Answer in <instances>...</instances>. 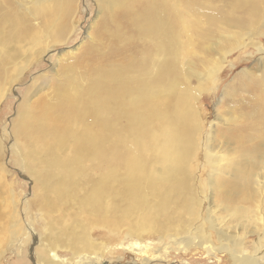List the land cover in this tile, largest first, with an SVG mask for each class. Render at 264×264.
<instances>
[{"label": "bare ground", "instance_id": "obj_1", "mask_svg": "<svg viewBox=\"0 0 264 264\" xmlns=\"http://www.w3.org/2000/svg\"><path fill=\"white\" fill-rule=\"evenodd\" d=\"M123 1L125 28L135 31L136 38L123 47L120 28L108 38L109 32L102 25L99 41L100 44L109 43L111 55L102 58L94 51L87 62L78 59L71 67L72 74H67L63 82L72 85V89L64 88V85L54 87L56 102L48 105L40 101L35 113L26 119L27 131L19 132L25 134V143L44 147L49 130H59L61 136L66 131L64 122L73 110L80 107L83 111L86 106V109L92 108L89 122H85V114L84 118L82 113L79 115L83 127L82 135L76 138L77 150L73 152L71 165L75 169L69 162H60L58 171L54 169L75 178L81 172L77 168L83 156L81 152H90L93 158L89 160L104 164L102 168L107 166L108 172L99 177V183L94 182L85 206L91 207L96 215L104 212L107 217L113 212L118 213L119 208L115 204L104 207L105 198L119 196L124 199L127 195L128 201L140 200L144 216L139 224L154 233L164 230L162 224H156L159 217L164 220L186 215L192 217L197 212L188 211L190 207L186 203L208 198L211 202L208 222L222 240L232 243L233 247L226 252L231 254L234 264H264L245 255V237L253 231L246 232L244 237L241 235L240 239L230 235L232 231L228 233L234 222L233 228L242 232L250 227L253 209L243 207L242 203L252 205L257 197L264 200V57L258 60L257 69L241 71L227 87L226 93L245 110L239 115V111L237 114L230 111L225 116L217 115L215 126L234 124V132L232 130L229 137L214 130L209 131L207 137L200 136L202 131L196 108L200 88L191 85L194 80L201 84L214 78L228 56L254 45L253 40L257 37H264V0ZM5 3L14 6L13 2ZM19 9L18 6L17 10L5 11V6L0 7V47H5L8 40L15 43L13 53L10 50L6 60L1 58L4 66H9V60L17 58L26 44L34 45L36 35L39 37L41 33L31 19L26 18L33 15L35 8L22 14ZM57 10L51 11L50 22L44 23V34L59 23ZM59 27L57 34L63 35L66 24ZM129 49H134L135 53ZM259 49L262 51L261 47ZM82 82L86 83V91L81 89ZM241 92L250 93V97L244 100L240 97ZM48 121L51 125L46 126ZM200 139L204 150L201 143L199 145ZM203 162L205 168H202ZM120 171H123L124 178L119 183L116 178ZM204 172L207 173V187L202 186L203 192H195L200 173ZM113 184L120 189L113 190ZM93 224L114 231V222L109 217L95 219ZM204 228H196L202 238L183 240V250L194 247L212 250ZM131 232L135 234L139 230L131 229ZM90 241L85 235V238L74 239V244L89 245ZM80 258V264L86 261L97 264L94 261L99 260L97 255ZM38 260L41 264H59L60 259L56 253L50 252L40 253Z\"/></svg>", "mask_w": 264, "mask_h": 264}, {"label": "rangeland", "instance_id": "obj_2", "mask_svg": "<svg viewBox=\"0 0 264 264\" xmlns=\"http://www.w3.org/2000/svg\"><path fill=\"white\" fill-rule=\"evenodd\" d=\"M5 1L13 2L15 7L6 4ZM122 1L0 0V7L5 6V11H12L13 8L17 10L19 6L22 14L35 8L32 10V16H28L27 13L25 15L26 18L31 19L38 31L41 30L39 37L37 35V38L35 37L34 45L26 44L20 55L16 52L17 58L10 59L9 66H4L1 58L6 60V54L10 50L13 53L14 40H8L5 47H0V264H41L38 262V255L50 252L58 255L59 264L62 261L64 264H80V257L85 255H91L93 258L97 255L99 260L94 261L97 264H234L231 254L226 252L233 247L232 243L222 240L217 230L208 222L207 216L211 205L208 198H197L186 203L190 207L188 211L197 212L192 217L186 215L183 218L169 220L159 217L156 224H162L164 230L152 233L139 224L144 216L140 200L128 201L127 195H124V199L119 196L107 197L104 199V207L115 204L119 208L118 213L113 212L107 216L114 222V231L111 232L109 229L106 231L94 226L95 219H105L106 214L103 212L100 216L98 213L96 215L91 207L84 204L92 192L93 185L99 183L100 178L107 171V166L102 168L104 164L98 165L94 159L89 160L93 158L90 152L83 154L81 152L80 155L83 156L77 168L81 170L80 174H83L72 178L54 170L58 171V165L63 162H69V165L73 162V152L78 147L76 138L82 135L83 124L79 115L82 113V118L86 115L85 122H89L92 108L86 109L88 107L86 106L80 111L78 107L76 111L71 112L66 122L62 120L64 124L66 123V131L62 136L59 130L47 129L50 135L45 134L44 141L47 144L44 147L38 145L34 147V143H25V134L21 132L27 131V126L24 125L27 117L35 113L34 109L40 101H45L48 105L56 102L54 96L56 86L64 85V88L72 89V85L63 82L67 74H72L71 67L76 65V61L81 59L87 62L94 51V54L101 55L102 58L111 55L112 49L108 47L109 43L104 41L100 44L99 34L103 31L102 25L110 33L108 38L120 28L123 47L127 46L129 40L136 38L135 31L125 28L126 20L123 14L125 5ZM56 10L59 11V23L51 29L52 31L44 34V23L46 25L50 22L51 11ZM60 24H66L63 35L57 34ZM253 42L254 45L228 56L214 78L201 84L196 80L191 83L193 87L200 88L196 101L197 122L202 131L200 136L207 137L212 130L222 134L223 137H229L234 132L233 123L218 124L219 128L214 124L218 114L224 115L230 111L237 114L239 111V115L245 112L239 107L238 101L226 93V90L238 73L244 70L250 71L254 67L257 69L258 60L264 57V37H257ZM129 51L135 53L134 49ZM100 60L98 59L99 62ZM81 85V89L86 91V83L82 82ZM71 93H74V90ZM239 94L244 100L250 97V93ZM49 125H51L50 121L46 126ZM201 146L204 150L203 143ZM202 168H205L204 162ZM122 174L123 171H120V176L116 178L119 183L123 181ZM206 174V172L200 173L199 183L194 187L195 192H203L202 186L207 187ZM119 189L117 184H113V190ZM262 198L257 197L252 205L242 203L243 207L253 209L250 217L254 215L253 220L249 221L250 227L243 231L244 233L240 229L233 228L236 222L228 229V233L232 231L233 233L229 234L235 235L236 239H240L241 235L244 237L246 232L253 231L245 237V255L257 258L260 263H264V200ZM130 202H133L132 206ZM129 210L131 211L128 212ZM198 226L207 229L206 237L211 241L208 245L212 250L202 247L183 250V240L186 242L193 237H203L196 229ZM131 229L139 232L133 234ZM85 235L91 239L89 245L74 244V239L85 238ZM174 237H177L176 240L173 239ZM84 264L91 263L86 261Z\"/></svg>", "mask_w": 264, "mask_h": 264}]
</instances>
